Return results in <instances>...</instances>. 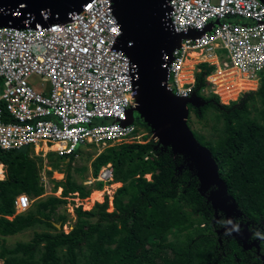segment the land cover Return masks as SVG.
<instances>
[{
    "label": "trees",
    "instance_id": "1",
    "mask_svg": "<svg viewBox=\"0 0 264 264\" xmlns=\"http://www.w3.org/2000/svg\"><path fill=\"white\" fill-rule=\"evenodd\" d=\"M212 71L206 64L198 67L195 91L204 104L190 112L201 121V132L216 115L220 134L215 139L199 132L194 136L211 151L229 202L237 206L233 217L245 227L242 232L250 233L251 249L229 231L225 214L212 208L214 187L199 190L197 164L154 141L110 146L97 156L93 175L111 164L112 183L122 184L113 196L114 210L108 211V196L90 210L75 207L76 220L66 233L68 216L60 208L68 198L87 199L102 191V183L78 184L68 170L64 180H53L54 192L61 188V195L44 197L43 160L31 157L27 148L0 151L6 173L0 180V236L44 229L27 243L3 247V264H264V73L256 92L223 105L213 94L200 93ZM48 158L49 166L62 172L63 158ZM23 194L32 206L16 214L15 202Z\"/></svg>",
    "mask_w": 264,
    "mask_h": 264
},
{
    "label": "built area",
    "instance_id": "2",
    "mask_svg": "<svg viewBox=\"0 0 264 264\" xmlns=\"http://www.w3.org/2000/svg\"><path fill=\"white\" fill-rule=\"evenodd\" d=\"M167 4L173 32H203L184 39L163 58L167 88L175 96L186 99L196 93L195 75L204 64L213 71L200 93L213 94L222 104L238 101L257 86L264 73L260 0ZM121 36L112 0H90L62 23L0 27V151L36 148L68 158L87 145L105 149L143 138L135 117L129 123L138 73L120 48ZM193 59L199 62L190 69ZM0 165L4 180L5 168ZM113 181L114 170L108 164L86 185ZM31 206L30 198L20 195L16 214Z\"/></svg>",
    "mask_w": 264,
    "mask_h": 264
},
{
    "label": "water",
    "instance_id": "3",
    "mask_svg": "<svg viewBox=\"0 0 264 264\" xmlns=\"http://www.w3.org/2000/svg\"><path fill=\"white\" fill-rule=\"evenodd\" d=\"M90 0H0V27L36 28L62 23L74 12H80ZM169 0H112L114 13L121 25L120 48L136 66L135 106L129 111V123L138 113L147 124L158 145L170 147L175 154H187L197 164L200 191L209 190V202L215 211L225 214L229 231L236 235L233 214L235 202H229L228 188L219 176V168L211 151L201 145L188 125L190 107L199 108L203 99L194 93L179 98L167 88V70L163 58L179 48L189 37L197 38L203 32H173L168 19ZM264 4V0H260ZM20 14L17 16L15 14ZM207 30H210L208 27ZM60 229V225H56ZM237 236V235H236ZM239 236V235H238ZM244 249L250 233L243 232ZM254 245L258 246L256 243Z\"/></svg>",
    "mask_w": 264,
    "mask_h": 264
},
{
    "label": "rangeland",
    "instance_id": "4",
    "mask_svg": "<svg viewBox=\"0 0 264 264\" xmlns=\"http://www.w3.org/2000/svg\"><path fill=\"white\" fill-rule=\"evenodd\" d=\"M225 21L226 22H235L234 20H231V19H226ZM198 62H199L198 59H193V60L189 61L188 62L189 63L188 68L191 69L192 66L198 65L197 64ZM36 83H38V81ZM259 87H260V82L257 84V86H255V88L251 92H248V93L256 92ZM245 95H247V94H244L241 98H239L238 101L243 99L245 97ZM238 101H236V102H238ZM223 105H229V103L226 102ZM208 113H210V111ZM134 117H135V126L138 129V133H140V134L144 133L145 134V136L143 138H141L140 140L138 139L135 142H137L139 144H145V143H148L150 141H154L155 143L158 144V142L153 138V134L151 132H149L150 129L147 126V124L141 119V116L135 112ZM207 122H208V128H204L205 131L201 132L200 131L201 130L200 129L201 121L198 118H196L194 111L190 112L189 117H188V125L192 129L193 134H195V132H199L206 139L207 138L215 139L220 134L219 129L221 128V124L218 122H221V121L215 115L214 120H208ZM215 128L218 130V132L216 131ZM195 138H196V136H195ZM107 148H105V149H107ZM105 149H104V147H96V146H92V145H87V146L79 148L74 157L72 156V157H68V158H63V160L61 161L60 166H59V168L62 172L53 170V168L49 166V158L48 157H49V155H52V154L56 155L55 153H53V152L45 153V152H41V151L37 152L36 148L31 149V152H30L31 157H40L43 160V168L40 171V177H41V182H42V184L44 186V190H45L44 197L49 196V195H54V196L59 197L61 195V193H62L61 188L58 189L56 192H54L53 180L54 181L64 180L66 173H68V170L72 176V179L74 181H76L78 184L86 185V184H89L90 182H92L93 178L95 177L93 175L92 163L97 158V156L99 154H101ZM49 171H52L51 176H49L47 174ZM146 178L150 179L151 176L146 175ZM118 184H120V183L101 184V188L103 189L102 190L103 200L99 201L98 203H102L104 201L105 197L108 196V198H109V209H108V211L109 212H112L114 210L113 196H114L115 192L117 191V189L122 186V184H120V185H118ZM92 186H94V185H88L87 187H92ZM93 192L91 193V195L93 194ZM91 195H90V197H91ZM89 198H87V199H78V198H72V197L68 198L67 203L60 208V212L66 213L68 216L67 224L64 226V231L66 233H68L71 230V225H73L75 220H76V216H75V212H74L75 207L82 206V208L84 210H90L94 206L95 203H92V205H89L87 203L88 202L87 200ZM32 203H33V201H32ZM43 229H44V227H40V228H36V229L26 230L22 233L14 235V236H8V237L0 236V250L3 247L13 248L17 243H27L33 238L35 231L41 232V231H43Z\"/></svg>",
    "mask_w": 264,
    "mask_h": 264
},
{
    "label": "bare ground",
    "instance_id": "5",
    "mask_svg": "<svg viewBox=\"0 0 264 264\" xmlns=\"http://www.w3.org/2000/svg\"><path fill=\"white\" fill-rule=\"evenodd\" d=\"M0 170H1V165H0ZM118 185H120V184H118ZM102 200H103V192L102 191H97V192H94L91 195V197L87 200L88 201L87 203L89 205H92V203H95L96 201H102Z\"/></svg>",
    "mask_w": 264,
    "mask_h": 264
},
{
    "label": "flooded vegetation",
    "instance_id": "6",
    "mask_svg": "<svg viewBox=\"0 0 264 264\" xmlns=\"http://www.w3.org/2000/svg\"><path fill=\"white\" fill-rule=\"evenodd\" d=\"M214 190V189H213ZM235 226H239L240 227V229L238 230V232H236L237 234V236L243 241V245H244V236H242L243 235V232H244V230H243V232L241 231V229L242 228H245V227H243V225H241V224H237L236 223V221H235ZM251 244L252 243V241H250V237L246 240V244ZM248 246V245H247Z\"/></svg>",
    "mask_w": 264,
    "mask_h": 264
},
{
    "label": "crops",
    "instance_id": "7",
    "mask_svg": "<svg viewBox=\"0 0 264 264\" xmlns=\"http://www.w3.org/2000/svg\"><path fill=\"white\" fill-rule=\"evenodd\" d=\"M94 192H97V191H94ZM94 192H93V193H94ZM96 202H99V201H96ZM96 202H95V203H96Z\"/></svg>",
    "mask_w": 264,
    "mask_h": 264
}]
</instances>
